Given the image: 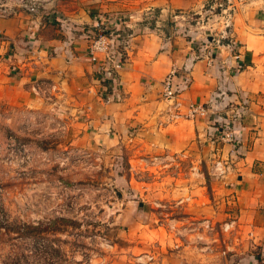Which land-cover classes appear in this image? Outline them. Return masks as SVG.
Listing matches in <instances>:
<instances>
[{"label": "crops", "instance_id": "crops-1", "mask_svg": "<svg viewBox=\"0 0 264 264\" xmlns=\"http://www.w3.org/2000/svg\"><path fill=\"white\" fill-rule=\"evenodd\" d=\"M13 1L0 2L5 5L0 99L27 104L55 93L81 116L78 125L85 134L110 146L131 142L142 156L141 169L159 168L151 181L135 184L130 178L137 189L131 194L139 199L127 204L140 211V237L152 230L159 235L156 250L139 247L148 260L155 253L154 260L140 261L129 246L131 253L118 255L112 264H259L264 255V0L239 3L227 39L199 50L181 38L168 43L152 34L139 36L120 74L121 102L103 99L98 66L87 55L100 17L116 14L118 6L102 5L110 12L101 14V6L77 0H39L37 13H30ZM173 67L176 83L189 80L179 97L182 104H205L215 114L196 121L173 118L162 98ZM226 127L239 135V147L222 139ZM128 209L125 216L132 217ZM151 213L156 225L143 219ZM230 217L232 231L224 233L221 227ZM206 221L216 230L198 242L195 236Z\"/></svg>", "mask_w": 264, "mask_h": 264}, {"label": "rangeland", "instance_id": "rangeland-1", "mask_svg": "<svg viewBox=\"0 0 264 264\" xmlns=\"http://www.w3.org/2000/svg\"><path fill=\"white\" fill-rule=\"evenodd\" d=\"M77 1L101 6V14L110 12L102 5H116L119 12L113 13L133 17L131 32L136 34L130 58L132 45L143 34L168 43L181 38L196 50L227 39L231 14L247 0ZM103 96L107 102L123 99ZM61 100L50 92L36 103L0 99V264H112L118 255L131 253L129 246H134L137 259L148 260L139 247L151 245L156 250L159 235L152 230L139 236L140 211L127 205L130 198L139 199L131 194L137 189L130 178L134 183L151 181L159 168L141 169L142 156L131 142L110 146L85 134L78 125L81 116ZM212 123L220 128L218 122ZM127 208L132 217L125 216ZM53 219L55 226L38 229ZM143 219L156 225L154 213ZM209 235L202 230L195 240L203 242ZM258 257L262 264L264 255Z\"/></svg>", "mask_w": 264, "mask_h": 264}, {"label": "built area", "instance_id": "built-area-1", "mask_svg": "<svg viewBox=\"0 0 264 264\" xmlns=\"http://www.w3.org/2000/svg\"><path fill=\"white\" fill-rule=\"evenodd\" d=\"M19 1L22 8L30 13H37L39 0ZM2 6L5 5L0 4V15L5 14ZM100 21L101 23L97 29L89 37L88 60L91 64L98 66L97 81L102 87L103 95L108 96L107 98L109 99L121 100L120 74L128 62L130 44L136 34L134 31L131 32L133 29V17H128L125 14H112L101 16ZM177 73L178 69L173 67L163 81V96L173 110V118L196 121L208 117L211 113L215 114L205 104H182L179 97L188 85L189 80L187 78L184 79V84L180 86L175 82ZM221 131L224 141L239 147L240 137L234 129L231 130L230 127H226ZM219 172H222V170H219ZM233 224L234 219L230 217V220L223 224L221 230L224 233H228L232 229ZM203 228L208 234L216 230V227L212 226L209 221L205 222ZM199 238L202 239L203 237ZM226 254L227 251H224V255ZM262 264H264V260Z\"/></svg>", "mask_w": 264, "mask_h": 264}, {"label": "trees", "instance_id": "trees-1", "mask_svg": "<svg viewBox=\"0 0 264 264\" xmlns=\"http://www.w3.org/2000/svg\"><path fill=\"white\" fill-rule=\"evenodd\" d=\"M65 221V220H64ZM56 219L50 220L48 222H42L40 223V225L38 226V229H41L42 231L48 230L51 227L55 226L57 223Z\"/></svg>", "mask_w": 264, "mask_h": 264}]
</instances>
